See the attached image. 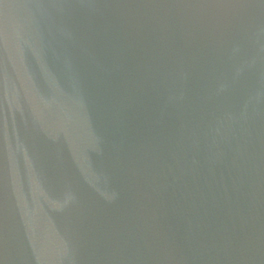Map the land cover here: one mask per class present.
Wrapping results in <instances>:
<instances>
[{
    "label": "water",
    "instance_id": "95a60500",
    "mask_svg": "<svg viewBox=\"0 0 264 264\" xmlns=\"http://www.w3.org/2000/svg\"><path fill=\"white\" fill-rule=\"evenodd\" d=\"M0 264H264V0H0Z\"/></svg>",
    "mask_w": 264,
    "mask_h": 264
}]
</instances>
